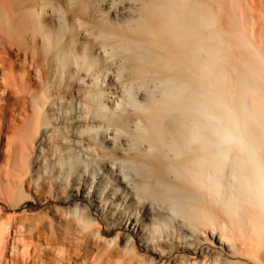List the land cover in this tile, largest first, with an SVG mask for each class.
Instances as JSON below:
<instances>
[{
    "label": "bare ground",
    "instance_id": "bare-ground-1",
    "mask_svg": "<svg viewBox=\"0 0 264 264\" xmlns=\"http://www.w3.org/2000/svg\"><path fill=\"white\" fill-rule=\"evenodd\" d=\"M14 1L23 9L28 0ZM80 1L46 0L39 14L24 8L16 19L0 0V264H51L54 236L5 211L52 167L62 182L79 179L85 197L90 161L123 175L129 203L117 238L132 252L147 232L149 264H264V21L249 12L254 1L230 0L232 34L223 7L213 13L224 0H144L127 23L140 44L110 24L80 30ZM228 47L236 86L223 71ZM112 139L127 153L110 154ZM91 198L106 219L110 211ZM61 253L60 264H75L71 251Z\"/></svg>",
    "mask_w": 264,
    "mask_h": 264
},
{
    "label": "rangeland",
    "instance_id": "rangeland-1",
    "mask_svg": "<svg viewBox=\"0 0 264 264\" xmlns=\"http://www.w3.org/2000/svg\"><path fill=\"white\" fill-rule=\"evenodd\" d=\"M6 1H7V3L9 2L8 5L12 9L14 18H16V19H18L20 17L22 10L24 8L27 11L30 10L31 12L38 13L40 10L42 11L43 5L47 4V2L48 3H57L58 2L61 4L68 5L67 0H47V2H46V0H28L27 3H25V5L23 6V9H21V6H20L21 4H19V2L14 1V0H6ZM49 1H51V2H49ZM82 1L83 0H81L75 6L76 16H78L80 23L81 24L83 23V25H84L83 28L80 27L81 28L80 30H84V27L85 26L87 27V25L89 27L90 26L92 27L94 25L97 26L99 24L98 25L99 27L103 26V27L108 28L109 27L108 24H110V26L113 27V29L115 28L113 31L116 32L117 34H119V33H120V35L124 34L128 37L134 38L133 40L138 38L136 40L137 42H139L138 44L143 42V40H140V39H142L140 36L142 34L140 32L134 31V28L131 30L128 29L127 23L130 21H133L132 23L135 24V22H136L135 20H137L140 16V12H141L140 6H142V3H143L142 1H144V0H84L85 3H84V1L83 2ZM215 1L216 0H214V2ZM224 1H225V6H220V5L218 6L219 3L213 2L214 3L213 4V10L214 9L215 10H214V12L212 10V12L218 13V10H219L222 13V11L224 10V13H222V14H224L225 18L221 17V20H223V24L225 23L224 24L226 26L225 31L230 32L228 29H230L231 26H232L231 29L235 28V26H236V13L234 12L235 10H233L230 6L233 1H231V3H230V0H224ZM252 1H254V3H251L252 7H253V5L255 7H253V9L250 8L249 12H251V10L252 11L254 10L255 16H257V17H254L255 20L257 21V18H258V20H259L258 22H260V20L264 21V8L261 7V4H264V0H258V2H257V0H251V2ZM100 4H101V6H100ZM48 5L49 6H47L46 11H47L49 16L46 15L45 20L47 19L46 23L48 24L50 29H52V31L54 29L53 32H56L55 28L58 25L56 23V20L51 15V13H52L51 12L52 11L51 5L50 4H48ZM262 6H264V5H262ZM50 7H51V9H50ZM96 7H99L100 10L101 9H103V10H101V11L95 10V9H97ZM221 7H223L222 11H221ZM15 8H17L19 10L21 9V10L19 11ZM38 8H39V10H38ZM92 10H93V12H92ZM249 16H250V13H249ZM103 18H104V20H103ZM92 20H94L95 22ZM89 23H91V24H89ZM104 23H105V25H103ZM257 24L264 25V23H262V22L257 23ZM225 26H222V27L224 28ZM124 28H126V29H124ZM235 30L233 29L234 32H235ZM232 32H230V33H232ZM225 34H226V32H225ZM40 37L41 36L39 35L38 43H40L42 45V37H41V39H40ZM82 39L83 40L85 39L84 36H82ZM224 45H225V43H224ZM227 46L225 48H227ZM222 48H224V46ZM228 49H230V48L228 47ZM225 50H227V49H225ZM225 50L223 49V51H225ZM228 51L226 52V54H224V52H223V54L221 56V60H223V62H225L224 60L227 58L226 55L228 56V54L231 53L230 52L231 49ZM232 53H233V51H232ZM231 55L233 56L232 58L236 59L235 54H231ZM222 57H224L225 59L224 58L222 59ZM228 57H231V56H228ZM232 58H229L228 59L229 61H227V59H226L227 65H226V63L224 64L222 61L221 62L224 64V66H223L224 75L226 76L227 72H230L231 81L228 83H231L234 79L233 82L235 83V86H236V82H235L236 81V70H235L236 68H234V70L232 68H229L230 66L234 67L235 66L234 64L236 63V60H234V59L232 60ZM230 59L232 60L231 64H230V62H231ZM151 73H152V71H151ZM151 73L145 72L146 75L145 74L144 75L145 76H147L148 74L151 75ZM152 74H155V73H152ZM141 75H143V73ZM226 77H224L225 83H227V81H228L227 79L225 81ZM225 83H224V85H225ZM234 83H232L230 85L233 86ZM226 85H227V87L229 86V84H226ZM231 86H229V87H231ZM229 87L227 89H229ZM104 88H106V87H104ZM233 88H231V89H233ZM112 91H115V89H113ZM233 91L235 92V90H233ZM226 92L227 91L225 89L224 94H226ZM230 92H232V91H230ZM234 92H232V93L234 94ZM115 95L116 94H114V93H110L108 96L109 98L106 99V100H108L107 103H108V106L110 107L111 110H115V107L118 104V103H115V98H117V95L116 96ZM227 95L231 96L229 94V92L227 93ZM227 95L225 97L226 99H228V98H231V99L234 98L235 99V96H236L235 95L233 97V95H232L231 97H228ZM225 98H224V101H225ZM224 103L226 105V101ZM117 112H122V111H120V109H119V111L117 110ZM87 136H89V135H87ZM112 137H114V136H112ZM111 141L109 143H107V145L109 146V149L111 150L109 153L111 154L112 151L113 152L117 151L119 153V155H123L125 152L124 151L125 148H127V145L122 146L123 148H121L120 146L116 148L115 144H114L115 140L112 139ZM118 150H120V151H118ZM86 153L87 152H85V154ZM93 153L94 152L92 151V154ZM125 153H127V152H125ZM65 154H66V152H65ZM65 154H63V155H65ZM131 154H133V153H131ZM49 158H48L49 160L47 159V161H45L46 159L43 158L42 164L44 163L43 161L48 163L50 161L54 162L56 160L55 159L56 156L53 157L52 154ZM84 158L87 159V156H85ZM44 164H46V163H44ZM88 164H89L88 166L91 165L90 170H89L90 180L94 179L95 181L91 185V187H85V189H86L85 197H82V196H80V194L79 195L77 194V190L75 187H78L77 186L78 185L77 180H79V179L72 180V181H70V183H67L64 181L65 182L64 183L61 181V179L59 177H57L58 175L56 176V178L53 177V175L55 173H57L56 172L57 170L52 169V168H54V167H52L51 170L53 172L52 171L47 172V173L42 172L43 176L41 175V177L39 178L40 180L36 177L35 180H32V183H30L28 186L25 187L26 196H23L21 198V200L20 199L16 200V201H18L16 203V204H18V206H14V208L10 207L5 212L7 213V215H16V216H18V218L20 220L22 219V220L26 221L27 223L31 222L32 225L35 227H41L46 232V235H48V237H50V238H52L54 236L53 238L55 239V241H54L53 245L50 247L51 252L52 251L54 252V253L52 252V259H51L52 261L50 259H48L51 264H60L59 261L62 258L60 255V254H62L61 250L71 251L72 255H74L73 257L75 259V264H79L81 262H85L86 264H149L146 257H147V255H149L152 252H151V249H149L146 246V239L144 237H145L147 232H145L143 234V236L136 234L137 235L136 236L137 245L135 247V250L132 252L128 249L127 242L123 238V236L121 238H117V233L120 231H124V229H121L119 226H117L118 223L122 220L121 216L123 214L121 215L120 213L124 212L126 204L129 203V197H128V195L125 194V185L123 183V181H124L123 175L120 176V172H119V170H117L116 167L111 168V164L108 167L106 166L105 169L104 168L100 169L97 166L95 161H93V162L90 161ZM82 170H84V166H83ZM42 171H43V169H42ZM51 173L52 174L54 173V174L52 175ZM116 174H118V175H116ZM51 176L53 177V181L51 180V178H52ZM54 179H56V180L54 181ZM56 181H58V183ZM100 181H102V187L100 188V192L94 193L93 190H97V188L95 186ZM40 183H42V184H40ZM39 184H40V186H39ZM62 185H63V187H62ZM107 187H108V189H107ZM58 188L60 189V191ZM107 192H109V193L106 194ZM91 197H93V200L97 201L96 203H101L104 207H106V210L110 211V213L106 219L103 217L101 210H97L95 208ZM102 200H103V202H101ZM13 203H15V202H13ZM0 206H2V204H0ZM88 207H91L89 210V213H88ZM15 208H17V209H15ZM99 220H101V221H99ZM102 221L103 222L105 221V222L103 223ZM99 227L104 228L105 232L104 231L99 232L98 231ZM56 240L58 242H56ZM41 241L43 242V240H41ZM45 241H46V239H45ZM63 245L65 247H63ZM58 246L60 249L61 248L62 249L59 250ZM202 246L204 247L205 245L203 244ZM152 247H154V246H151V248ZM196 250L197 249H193V252ZM163 258L166 259L167 257L159 258V261H158L159 264H162L160 261H162Z\"/></svg>",
    "mask_w": 264,
    "mask_h": 264
},
{
    "label": "water",
    "instance_id": "water-1",
    "mask_svg": "<svg viewBox=\"0 0 264 264\" xmlns=\"http://www.w3.org/2000/svg\"><path fill=\"white\" fill-rule=\"evenodd\" d=\"M234 110H236V107H233Z\"/></svg>",
    "mask_w": 264,
    "mask_h": 264
}]
</instances>
